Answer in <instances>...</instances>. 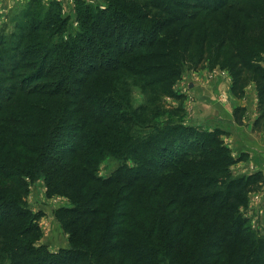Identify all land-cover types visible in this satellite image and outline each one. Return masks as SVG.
<instances>
[{
  "label": "trees",
  "instance_id": "trees-1",
  "mask_svg": "<svg viewBox=\"0 0 264 264\" xmlns=\"http://www.w3.org/2000/svg\"><path fill=\"white\" fill-rule=\"evenodd\" d=\"M40 2L14 15L16 43L0 37V264H264V236L239 211L261 172L232 174L220 130L150 115L216 55L232 93L255 83L264 118V0H79L66 38L60 4ZM38 181L69 204L56 252L37 245Z\"/></svg>",
  "mask_w": 264,
  "mask_h": 264
},
{
  "label": "rangeland",
  "instance_id": "rangeland-1",
  "mask_svg": "<svg viewBox=\"0 0 264 264\" xmlns=\"http://www.w3.org/2000/svg\"><path fill=\"white\" fill-rule=\"evenodd\" d=\"M30 0H0V37L6 40L9 44H14L17 39L12 36L16 32L13 29L12 20L17 12H20ZM41 4L46 7L53 0H40ZM61 6V17L68 18L64 37L67 35H75L79 31V24L77 21V7L76 1L79 0H55ZM92 8L104 9L107 5V0H81ZM52 3V2H51ZM264 58V54H262ZM222 57V56H221ZM220 57V59H221ZM216 55L212 59L206 60L200 69H188L183 71L177 80L173 81L170 87L172 94L163 93L159 95V103L152 106L151 113L158 111L162 112L160 120H166L168 117L183 121L185 126L201 128V121L212 122L208 128H201L206 132H211L215 129L220 130L223 135L221 137L224 144L231 151L232 158L235 164L232 166L231 171L233 175L249 176L256 172H261L264 181V159L256 157L254 148L255 144H262L264 146V118L259 117V98L257 94L256 85L250 81L243 89L242 95L232 93L233 78L230 74L228 65L223 63L214 64ZM264 65L262 61L260 63ZM221 81V83L219 82ZM223 84L221 87L219 85ZM196 85V87H195ZM218 89V93H213V90ZM168 90H166L167 92ZM134 94L135 104H141L142 95L139 94L137 88L131 92ZM214 94L210 98L211 106L205 107L204 102L208 100V96ZM229 94L231 96H229ZM172 95V96H171ZM207 95V97H206ZM234 99L243 102L244 105L232 109L233 124L236 128L242 126L243 121L248 124L250 150L235 151V147H230L226 143V135H229V128L231 124L227 123L226 115L222 106L228 105L229 99ZM209 101V100H208ZM230 103V102H229ZM236 109H241L236 112ZM205 110L212 113V118L207 119L204 114ZM259 118V120H258ZM158 120V119H156ZM161 122V121H160ZM219 122L214 125V123ZM216 126V127H215ZM241 129L244 130L245 129ZM254 143V144H253ZM240 148V146H238ZM246 148L245 146H242ZM254 152V153H253ZM264 156V149H263ZM259 155V154H258ZM261 156V155H260ZM117 163L111 159L106 160L99 169L101 177H107ZM261 189L255 193L248 195L247 205L240 208V213L248 219L251 229L257 234L264 236V182ZM27 202L33 212L42 211L43 216L40 218L38 225L41 229V237L37 245H45L50 251L56 252L59 248L67 247L68 236L64 234L60 228V224L55 217V211L61 206H68V202L61 196H55L47 199L45 189L42 181L34 183L30 188Z\"/></svg>",
  "mask_w": 264,
  "mask_h": 264
},
{
  "label": "crops",
  "instance_id": "crops-1",
  "mask_svg": "<svg viewBox=\"0 0 264 264\" xmlns=\"http://www.w3.org/2000/svg\"><path fill=\"white\" fill-rule=\"evenodd\" d=\"M219 82L221 83V81H219ZM222 85L223 84L219 85V87H221ZM195 87H196V85H195ZM213 93L217 94L218 93V89L213 90ZM212 96H215V95L214 94H211L208 97L206 95V97L208 98L209 101L206 99V102H204L205 107L211 106L209 104H210V98H212ZM229 96H231V95L229 94ZM244 100L245 99H243V102H241V101H237V100H234V99H231L230 98L229 99V102L230 103L228 102V105L222 106V107H224L223 108V111H224V113L226 115V118L228 120L227 123L232 125L231 126V129L229 128V130H228L229 131V135H226V137H225V139L227 140L226 143H228L230 145V147H235V151H237V148H238V151H240V150L243 151L245 149H246L245 151H247V150H250L251 151V149L248 147V146L251 147V145H252L251 142L250 143L248 142L249 141V138H250L249 135H248L249 134V131H248L247 128H243V127H247L248 124L250 125V123L247 124V123H245L243 121L242 126L239 127V128H236L235 125L233 124V117H232V109H234V108H236L238 106H242L243 107ZM207 112L208 111L205 110L204 114L206 115L207 119L210 120L212 118V113L211 112L207 113ZM206 121L207 120L201 121V123L199 124L202 129L203 128L206 129L211 124H213L211 121L208 122V123ZM218 123L219 122H216V123H214V125H216ZM242 128L245 129V131L244 130H241ZM238 146H240V148ZM242 146H245L246 148H243ZM252 147L254 148V150H255V152L257 154L256 157H258L261 160H263L264 159V156H262L263 155V152L262 151L264 149V146L262 144H255V146L252 145Z\"/></svg>",
  "mask_w": 264,
  "mask_h": 264
}]
</instances>
